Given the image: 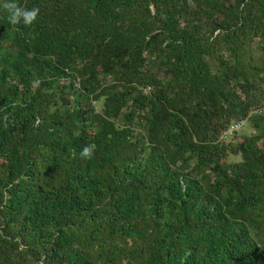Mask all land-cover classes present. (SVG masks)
Returning <instances> with one entry per match:
<instances>
[{"label": "trees", "instance_id": "1", "mask_svg": "<svg viewBox=\"0 0 264 264\" xmlns=\"http://www.w3.org/2000/svg\"><path fill=\"white\" fill-rule=\"evenodd\" d=\"M5 2L0 264H264V0Z\"/></svg>", "mask_w": 264, "mask_h": 264}, {"label": "clouds", "instance_id": "2", "mask_svg": "<svg viewBox=\"0 0 264 264\" xmlns=\"http://www.w3.org/2000/svg\"><path fill=\"white\" fill-rule=\"evenodd\" d=\"M2 7L7 11L8 20L12 25H17L22 22L25 26H30L36 22L40 13V9L38 7H33L29 10L15 3L14 0H12V2H8V0H6ZM93 150L94 146H86L81 152V157L91 158Z\"/></svg>", "mask_w": 264, "mask_h": 264}, {"label": "built area", "instance_id": "3", "mask_svg": "<svg viewBox=\"0 0 264 264\" xmlns=\"http://www.w3.org/2000/svg\"><path fill=\"white\" fill-rule=\"evenodd\" d=\"M244 120L240 121V122H236L234 124H232L229 129L225 132L224 137L228 138L230 136H232L235 132H238L242 129L243 124H244Z\"/></svg>", "mask_w": 264, "mask_h": 264}]
</instances>
